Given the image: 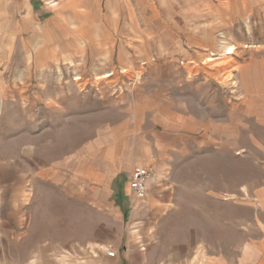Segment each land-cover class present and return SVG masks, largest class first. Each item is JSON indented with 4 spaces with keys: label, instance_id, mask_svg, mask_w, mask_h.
<instances>
[{
    "label": "rangeland",
    "instance_id": "obj_1",
    "mask_svg": "<svg viewBox=\"0 0 264 264\" xmlns=\"http://www.w3.org/2000/svg\"><path fill=\"white\" fill-rule=\"evenodd\" d=\"M15 1L0 0L1 231L77 213L99 249L126 222L87 192L112 203L147 161L149 183H176L167 222L190 244L172 259L264 264V0Z\"/></svg>",
    "mask_w": 264,
    "mask_h": 264
},
{
    "label": "crops",
    "instance_id": "obj_2",
    "mask_svg": "<svg viewBox=\"0 0 264 264\" xmlns=\"http://www.w3.org/2000/svg\"><path fill=\"white\" fill-rule=\"evenodd\" d=\"M14 3L19 10L24 4V0H16ZM247 78L241 76L242 86L247 90H251L252 86L256 88V85L251 84ZM237 120L239 119L237 118ZM229 121L230 128L233 130L237 125L234 122L235 119L231 118ZM205 129L204 131H208L207 127ZM147 164V161H139L134 167H148ZM132 169L129 171L127 179L123 180L111 194L112 203L107 201L105 187L87 192L86 199L88 198L89 205L87 206L89 208L95 211L96 208L102 206L100 211H104L105 209L111 210L113 205L117 210L113 211L118 215L117 218L122 222L121 225L126 222V227L123 226L114 240L108 238V240L102 241L99 244L100 248L97 249L95 235H93L94 226L91 232L87 231L81 236L80 217L77 213L74 214L73 218H70L73 221L71 227L66 229L63 227V216L59 217L61 223L55 227L48 223L36 225L32 222L29 226H25L22 232L17 227L18 224L14 222L12 226L7 227L6 233L0 229V264H80L75 258V253L80 250L81 244L89 248V252H93V255H89V258L84 261L85 264H180L171 258V253L176 250H184L185 244L190 243L184 237L182 239L176 238L175 235H179L176 232L180 230L176 228V224L172 227L167 222L171 218L177 219L176 214L178 215L175 207L177 196L174 185L176 183H172L173 186L171 184L165 186L164 183L158 185L153 182L149 183L148 180L145 196L137 198L128 187V179ZM91 194L94 197H91ZM213 200L220 202L217 197H214ZM202 209H205L204 206ZM207 213L208 210L204 212L205 215ZM43 214L47 219L53 216L49 212ZM33 216L35 217V214ZM185 218L188 219L189 217ZM13 220L15 221V218ZM133 221L135 222L130 225ZM130 228H135L134 233ZM173 231H175V235H172ZM5 235L7 237V254L6 257L2 256L3 258H1V236ZM109 235H111V231H109ZM106 244L112 245L114 255L109 256L108 253H100L97 256L96 250H104L103 246ZM183 245L185 247H182ZM213 264L223 263L214 261Z\"/></svg>",
    "mask_w": 264,
    "mask_h": 264
},
{
    "label": "built area",
    "instance_id": "obj_3",
    "mask_svg": "<svg viewBox=\"0 0 264 264\" xmlns=\"http://www.w3.org/2000/svg\"><path fill=\"white\" fill-rule=\"evenodd\" d=\"M150 176L151 170L145 166H136L130 172L128 187L137 198H143L145 196ZM108 255L113 256L114 251H108Z\"/></svg>",
    "mask_w": 264,
    "mask_h": 264
},
{
    "label": "bare ground",
    "instance_id": "obj_4",
    "mask_svg": "<svg viewBox=\"0 0 264 264\" xmlns=\"http://www.w3.org/2000/svg\"><path fill=\"white\" fill-rule=\"evenodd\" d=\"M228 49H229L228 52H232L231 47H228ZM254 84H255V83H254ZM256 84H258V82H257ZM256 84H255V85H256Z\"/></svg>",
    "mask_w": 264,
    "mask_h": 264
}]
</instances>
